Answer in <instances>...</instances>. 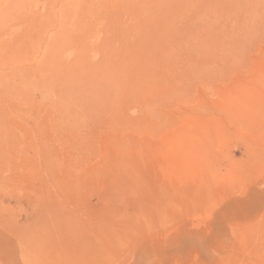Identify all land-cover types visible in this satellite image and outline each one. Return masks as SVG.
I'll return each instance as SVG.
<instances>
[{
  "label": "rangeland",
  "instance_id": "rangeland-1",
  "mask_svg": "<svg viewBox=\"0 0 264 264\" xmlns=\"http://www.w3.org/2000/svg\"><path fill=\"white\" fill-rule=\"evenodd\" d=\"M162 1L0 0V264H264V0Z\"/></svg>",
  "mask_w": 264,
  "mask_h": 264
},
{
  "label": "bare ground",
  "instance_id": "bare-ground-1",
  "mask_svg": "<svg viewBox=\"0 0 264 264\" xmlns=\"http://www.w3.org/2000/svg\"><path fill=\"white\" fill-rule=\"evenodd\" d=\"M138 1H139V0H138ZM155 1H156V0H155ZM157 2H158V1H157ZM117 3H118V2H117ZM155 3H156V2H155ZM155 3H154V4H155ZM162 3H163V7H165V5H166V4H165V0L162 1ZM162 3H161V4H162ZM158 4H159V2H158ZM143 5H145V4H143ZM148 5H149V4H148ZM138 6L140 7V6H142V5L139 4ZM184 6H185V5H184ZM88 7H90V6H88ZM91 7H92V6H91ZM179 7H180V6H179ZM142 8H143V7H142ZM168 8H169V7L167 6V9H168ZM177 8H178V7H177ZM184 8H185V7H184ZM146 9H147V8H146ZM163 9H164V8H163ZM165 9H166V8H165ZM84 10H85V9H84ZM90 11H91V10H90ZM90 11H89V12H90ZM188 11H189V10H188ZM85 13H86V12H85ZM144 13H145V12H144ZM86 14H87V13H86ZM86 14H85V15H86ZM88 14H89V13H88ZM86 16H87V15H86ZM93 16H94V15H93ZM175 16H176V15H175ZM187 16H188V15H187ZM88 17H89V16H88ZM91 18H92V17H91ZM79 19H80V18H79ZM89 19H90V18H89ZM90 20H91V19H90ZM92 20H93V19H92ZM83 23H84V22H83ZM85 23H86V21H85ZM102 23H103V22H102ZM168 23H169V22H168ZM168 23H167V24H168ZM94 24H95V23H94ZM82 25H83V24H82ZM90 25H91V24H90ZM95 25H96V24H95ZM79 26H80V25H79ZM137 26H138V25H137ZM137 26H136V27H137ZM141 26H142V25H141ZM83 27H84V26H83ZM139 27H140V26H138V28H139ZM143 27H144V26H143ZM86 28H89V27H86ZM93 28H94V27H93ZM135 29H136V28H135ZM136 30H137V29H136ZM137 32H138V31H137ZM56 39H58V37H57ZM57 41H58V40H57ZM80 41H81V40H80ZM50 42H51V40H50ZM55 42H56V41H55ZM58 42H60V40H59ZM81 42H82V44L84 43V41H81ZM52 44H55V43H52ZM52 44H51V45H52ZM57 44H58V43H57ZM84 44H85V43H84ZM90 45H91V43H90ZM65 47H66V46H65ZM65 47H64V49H65ZM67 47H68V46H67ZM53 48H55V47H53ZM56 48H57V46H56ZM59 48H61V47L58 46V49H57V50H58L59 52H61V50H63V49L61 48V49L59 50ZM69 48H70V47H69ZM94 48H95V47H94ZM75 49H76V48H75ZM79 49H82V48H79ZM90 49H91V47H90ZM180 49H181V48H180ZM66 50H67V49H66ZM88 50H89V49H88ZM53 51H54V50H53ZM64 51H65V50H64ZM64 51H63V53H65ZM70 51H71V50H70ZM95 51H96V50H95ZM97 51H98V50H97ZM97 51H96V52H97ZM100 51H101V50H100ZM55 52H56V51H55ZM67 52H69V50H68ZM96 52H95V53H96ZM80 53H81V52H80ZM102 53H103V52H102ZM59 54H60V53H59ZM59 54H58V55H59ZM86 54H87V53H86ZM90 54L94 55L93 52H90ZM72 55H73V57H77V56L75 55V53L72 54ZM74 55H75V56H74ZM80 55H81V54H80ZM96 55H97V54H96ZM102 55L104 56V54H102ZM107 55H108V54H107ZM82 56H83V55H82ZM71 57H72V56H71ZM80 57H81V56H80ZM84 57H86V56L84 55L83 58H84ZM93 57H94V56H93ZM104 57H106V56H104ZM96 58H97V57H96ZM106 58H107V57H106ZM108 58H109V57H108ZM59 59H60V58H59ZM102 59H103V57H102ZM112 59H114V58H112ZM72 60H73V58H72ZM103 60H104V59H103ZM106 60H107V59H106ZM66 61H67V60H66ZM88 61H89V59H88ZM109 61H110V60H109ZM137 61H138V60H137ZM84 62H86V61L84 60ZM111 62H112V60H111ZM124 62H125V61H124ZM105 63H107V62H105ZM116 63H117V62H116ZM88 64H89V62H88ZM120 64H123V63H121V61H120ZM124 64H126V62H125ZM124 64H123V65H124ZM82 66H83V65H82ZM109 66H111V65H109ZM113 66H114V65H112V67H113ZM120 66L122 67V65H118L117 67H118V68H121ZM117 67H116V68H117ZM102 68H104V67H102ZM122 68H123V67H122ZM122 68L119 69V70L121 71ZM125 68H126V67H125ZM108 69H109V67H108ZM110 69H112V68H110ZM131 69H132V68H131ZM131 69H130V70H131ZM75 70H76V69H75ZM103 70H104V69H103ZM126 70H127V69H126ZM126 70H125V71H126ZM56 71H57V70H56ZM60 71H61V70H60ZM76 71H77V70H76ZM80 71H82V69H81ZM104 71H105V70H104ZM106 71L108 72V70H106ZM106 71L104 72V74L107 73ZM131 72H132V71H131ZM56 73H58V71H57ZM73 73H74V72H73ZM82 73H83V72H82ZM123 73H125V72H123ZM126 73H127V72H126ZM126 73H125V74H126ZM85 74H86V73H85ZM117 74H118V73H117ZM117 74H116V75H117ZM125 74H124V75H125ZM116 75H115L114 77H117ZM121 75H123V74L121 73ZM127 75H128V73H127ZM131 76H132V75H131ZM85 77H86V76H85ZM85 77H84V78H85ZM109 77H111L110 74H109ZM114 77H113V78H114ZM128 78H130V77L128 76ZM100 79H101V78H100ZM88 80H89V79H87V81H88ZM91 80H92V79H91ZM96 80H98V79H96ZM131 80H132V79H131ZM94 81H95V80H94ZM98 81H99V80H98ZM108 81H109V80H108ZM123 81H124V80H123ZM80 82H81V81H79V83H80ZM88 82H89V81H88ZM91 82H92V81H91ZM105 82H106V81H105ZM116 82H117V81H116ZM126 82H127V81H126ZM97 83H98V82H97ZM100 83L102 84V81H101ZM100 83H99V84H100ZM107 83L110 84V82H107ZM124 83H125V81H124ZM128 83H129V82H128ZM82 84H83V83H82ZM88 84H89V83H88ZM94 84H95L96 86L94 85L95 87H93V85H92V87H93L94 90L96 91V90H97V88H96V87H97V84H96V83H94ZM126 84H127V83H126ZM47 85H48V84H47ZM47 85H46V86H47ZM84 85H86V84H84ZM102 85H103V84H102ZM127 85H128V84H127ZM43 86H45V84H44ZM50 86H51V84L49 85V87H50ZM88 86H89V85H88ZM99 86H100V85H99ZM105 86H107V84L104 85L103 87H105ZM47 87H48V86H47ZM54 87H56V86H54ZM128 87H129V86H128ZM43 88H46V87H43ZM82 88H83V86H82ZM95 88H96V89H95ZM129 88H130V87H129ZM48 89H49V91H50V92H49V91H48V92L50 93V96H51V93H52L51 90L54 89V88H52V86H51V87L48 88ZM99 89H100V88H99ZM131 89H132V88H131ZM43 90H45V89H43ZM102 90H103V89H102ZM54 91H55V90H54ZM88 91H89V90H88ZM97 91H98V90H97ZM99 91H100V90H99ZM99 91H98V92H99ZM44 92H45V91H44ZM128 92H129V91H128ZM57 93H58V92H57ZM57 93H56V94H57ZM95 94H96V93H95ZM47 95H48V93H47ZM109 95H110V94H109ZM53 96H55V95L53 94ZM90 96H91V95H90ZM104 96H106V95H104ZM56 97H57V96H56ZM59 97H60V96H59ZM59 97H58V98H59ZM48 98H49V97H48ZM58 98H57V99H58ZM54 99H55V98H54ZM60 99H61V98H60ZM66 99H67V98H66ZM54 101H55V100H54ZM107 101H108V100H107ZM58 102H59V101H58ZM49 103H50V102H49ZM108 103H109V102H108ZM56 105H57V104H56ZM100 106H101V105H100ZM62 107H63V106H62ZM102 110H103V109H102ZM114 110H115V109H114ZM111 112H112V111H111Z\"/></svg>",
  "mask_w": 264,
  "mask_h": 264
}]
</instances>
